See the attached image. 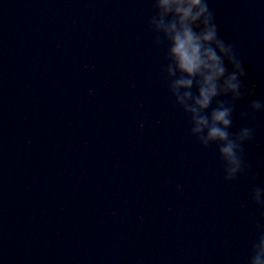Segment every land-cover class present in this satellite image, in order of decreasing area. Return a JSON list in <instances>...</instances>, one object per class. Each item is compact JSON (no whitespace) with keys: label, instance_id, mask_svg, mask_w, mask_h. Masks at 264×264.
Returning a JSON list of instances; mask_svg holds the SVG:
<instances>
[{"label":"clouds","instance_id":"1","mask_svg":"<svg viewBox=\"0 0 264 264\" xmlns=\"http://www.w3.org/2000/svg\"><path fill=\"white\" fill-rule=\"evenodd\" d=\"M150 3L147 25L152 43L164 50L160 73L174 105L187 119L189 138L202 149L215 145L224 182L248 174L251 164L245 148L253 142L255 128L244 124L235 132L231 129L237 103L255 96V89L246 86L244 62L234 43L220 35L210 0ZM256 114H264V99H251L239 118L255 119ZM249 198L260 218L253 220L254 237L242 264H264V187L253 186Z\"/></svg>","mask_w":264,"mask_h":264}]
</instances>
